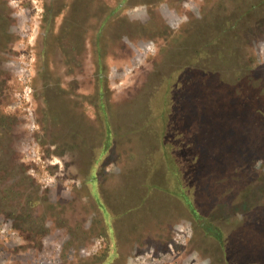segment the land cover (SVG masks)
Returning <instances> with one entry per match:
<instances>
[{
	"label": "rangeland",
	"instance_id": "1",
	"mask_svg": "<svg viewBox=\"0 0 264 264\" xmlns=\"http://www.w3.org/2000/svg\"><path fill=\"white\" fill-rule=\"evenodd\" d=\"M0 264H264V0H0Z\"/></svg>",
	"mask_w": 264,
	"mask_h": 264
}]
</instances>
